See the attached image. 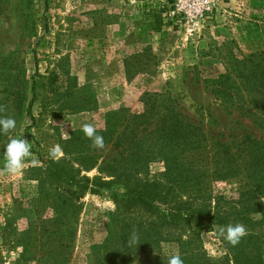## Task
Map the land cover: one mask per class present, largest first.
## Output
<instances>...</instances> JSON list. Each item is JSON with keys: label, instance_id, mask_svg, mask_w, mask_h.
<instances>
[{"label": "rangeland", "instance_id": "obj_1", "mask_svg": "<svg viewBox=\"0 0 264 264\" xmlns=\"http://www.w3.org/2000/svg\"><path fill=\"white\" fill-rule=\"evenodd\" d=\"M159 10L163 26L153 32L150 15ZM144 95L159 96L163 106L173 100L208 135L264 141V0H0V117L16 120L10 136L27 138L33 153L22 175H0V264H96L103 251L94 246L108 235L114 204L86 194L72 217L62 201L69 188L36 169L54 145L63 151L55 161L93 150L97 165L112 157L110 144L91 147L82 125L103 131L117 120L113 114L141 113ZM8 142L0 133V169ZM148 169L163 170L161 163ZM257 171L248 190L264 204V171ZM238 187L231 179L212 191L236 199ZM130 216L120 217L117 229L129 225L132 235L147 232L154 219L140 210ZM245 226L248 234H264V223ZM217 235L201 236L213 260L224 255ZM159 247L177 253L174 243ZM128 257L129 264L152 262L141 245Z\"/></svg>", "mask_w": 264, "mask_h": 264}, {"label": "trees", "instance_id": "obj_2", "mask_svg": "<svg viewBox=\"0 0 264 264\" xmlns=\"http://www.w3.org/2000/svg\"><path fill=\"white\" fill-rule=\"evenodd\" d=\"M165 2L173 5L175 0ZM163 12L151 13L153 32L163 26ZM160 100L157 95H144L141 113L113 114L117 120L107 121L105 130L97 132L111 145L112 157L97 165L94 150L90 156L77 153L73 159L65 155L56 161L47 159L36 171L69 188L70 198L62 201L72 217L78 216L86 194L106 195L114 204L106 239L92 247L103 251L95 255L96 264H129L135 245L150 252L151 264H168L173 254L160 251L162 242L174 243L184 264H264V234H247L236 247L217 235L224 250L218 260L201 247L202 234L215 232L218 226L263 225L264 204L250 195L248 180L256 174L255 168L264 171V141L248 135L238 141L208 135L201 124L178 113L173 100L168 98L165 106ZM154 163L162 164L161 173L149 172ZM92 169L97 173L91 178L82 174ZM231 179L239 183L236 199L214 195L215 183ZM38 199L44 201L46 196L40 194ZM137 210L154 217L147 232L132 235L129 225L125 226L129 231L117 229V222L125 221L120 217H131ZM255 213L260 221L249 218Z\"/></svg>", "mask_w": 264, "mask_h": 264}, {"label": "clouds", "instance_id": "obj_3", "mask_svg": "<svg viewBox=\"0 0 264 264\" xmlns=\"http://www.w3.org/2000/svg\"><path fill=\"white\" fill-rule=\"evenodd\" d=\"M5 110L4 106H0V112H4ZM15 129L16 120L13 117H0V133L9 135V142L6 145V150L4 152L5 163L3 169H0V175H22L25 168V162L33 157V153L31 151L32 146L27 138H13L10 136V133ZM81 130L85 138L91 141L92 148L100 150H104L106 148L104 137L97 134L98 130L95 124L86 122L82 125ZM49 155L54 160L58 159L63 155L61 146L54 145L49 150ZM216 231L219 237H222L233 247L238 246L241 240L248 234L246 226L242 223L218 226ZM132 242H136L135 237ZM168 264H184V261L177 252L170 256Z\"/></svg>", "mask_w": 264, "mask_h": 264}]
</instances>
